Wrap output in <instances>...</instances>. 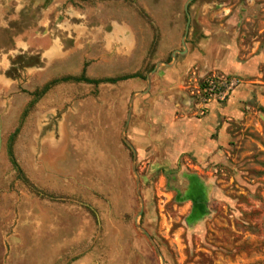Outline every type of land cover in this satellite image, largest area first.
<instances>
[{"label": "rangeland", "instance_id": "obj_1", "mask_svg": "<svg viewBox=\"0 0 264 264\" xmlns=\"http://www.w3.org/2000/svg\"><path fill=\"white\" fill-rule=\"evenodd\" d=\"M187 2L0 0V264H264V0H194L135 97L138 218L122 133ZM83 73L136 77L36 100Z\"/></svg>", "mask_w": 264, "mask_h": 264}, {"label": "water", "instance_id": "obj_2", "mask_svg": "<svg viewBox=\"0 0 264 264\" xmlns=\"http://www.w3.org/2000/svg\"><path fill=\"white\" fill-rule=\"evenodd\" d=\"M194 0H188V2L186 3L185 5V12H186V16H187V19H188V22H187V25H186V30H185V34H184V37L182 38V50H175L173 53H172V60L170 62H159L155 65V68L148 74L147 76V83H148V88L146 91L144 92H138V93H135L131 100H130V107H129V114H128V118H127V122H126V125H125V128H124V131L122 133V139L123 141L129 146V148L132 150L133 154H134V163H133V173L135 175V178H136V184H137V192H138V197H139V200H140V212H139V216L138 218L141 216V214L143 213V210H144V200L141 196V192H140V178H139V175L136 171V157H137V154H136V150L134 149L133 145L128 141V139L126 138V130L128 128V125L130 123V119H131V116H132V111H133V104H134V99L135 97L138 95V94H145L147 93V91L149 90L150 88V84H151V76L162 66H165V67H172L177 58L178 57H183L187 54L188 52V48H187V44H186V40H187V36H188V33H189V29H190V22H191V16H190V13H189V6L190 4L193 2ZM138 218H137V221H136V226L139 230H141V232H143L147 238L150 240V242L152 243V245L154 246L156 252L158 253V255L161 257L162 259V263H164V260H163V256L157 246V244L155 243V241L152 239V237L150 236V234L144 229L142 228L139 223H138Z\"/></svg>", "mask_w": 264, "mask_h": 264}, {"label": "trees", "instance_id": "obj_3", "mask_svg": "<svg viewBox=\"0 0 264 264\" xmlns=\"http://www.w3.org/2000/svg\"><path fill=\"white\" fill-rule=\"evenodd\" d=\"M83 1H86V0H83ZM135 77H136V75L93 80V79L86 77L84 73L78 77L66 76V77L58 78V79L51 81L40 92L36 93L35 96H36V100H37L40 97H42L46 92H48L53 86L61 84V83H85V84H91V85L98 86L101 84H117L119 82L127 81V80L135 78ZM32 105H33V103L31 104V106ZM17 132H18V130H16V132L14 133V135L12 137V141L15 138ZM10 155L12 157V162H13L14 166L18 170V173L20 174V176H22L23 172H22L21 168L19 167L17 161L14 158V153H13L12 147H10Z\"/></svg>", "mask_w": 264, "mask_h": 264}, {"label": "crops", "instance_id": "obj_4", "mask_svg": "<svg viewBox=\"0 0 264 264\" xmlns=\"http://www.w3.org/2000/svg\"><path fill=\"white\" fill-rule=\"evenodd\" d=\"M208 129H210V126L209 127L206 126L204 129H200V130H202L204 132L205 130H208Z\"/></svg>", "mask_w": 264, "mask_h": 264}]
</instances>
